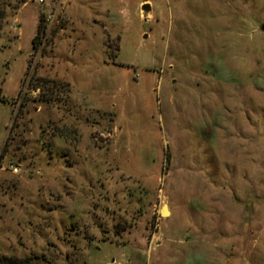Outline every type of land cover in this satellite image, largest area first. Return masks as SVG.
Instances as JSON below:
<instances>
[{
    "label": "rangeland",
    "instance_id": "374dc122",
    "mask_svg": "<svg viewBox=\"0 0 264 264\" xmlns=\"http://www.w3.org/2000/svg\"><path fill=\"white\" fill-rule=\"evenodd\" d=\"M0 9V254L264 264V0Z\"/></svg>",
    "mask_w": 264,
    "mask_h": 264
},
{
    "label": "built area",
    "instance_id": "2783aa9c",
    "mask_svg": "<svg viewBox=\"0 0 264 264\" xmlns=\"http://www.w3.org/2000/svg\"><path fill=\"white\" fill-rule=\"evenodd\" d=\"M25 3H33L35 5H38L42 8L40 17H41V34H40V40L38 41V46L42 45V43L45 41L43 39H46L47 34L49 33L51 26L54 22V19L57 15L58 9L61 8L62 4L66 0H23ZM17 22H12L10 25V29L13 31L17 29ZM13 172H16L17 169L15 166L10 167Z\"/></svg>",
    "mask_w": 264,
    "mask_h": 264
},
{
    "label": "trees",
    "instance_id": "16d2710c",
    "mask_svg": "<svg viewBox=\"0 0 264 264\" xmlns=\"http://www.w3.org/2000/svg\"><path fill=\"white\" fill-rule=\"evenodd\" d=\"M4 19H5L4 11L0 9V31L3 29ZM41 29H42L41 17L39 16L37 30L31 41L33 48H36V43L41 34ZM43 259L44 258L38 257L36 255H29L27 257H16V256H8V255L0 254V264H39L40 262L44 261Z\"/></svg>",
    "mask_w": 264,
    "mask_h": 264
},
{
    "label": "crops",
    "instance_id": "0c3cea01",
    "mask_svg": "<svg viewBox=\"0 0 264 264\" xmlns=\"http://www.w3.org/2000/svg\"><path fill=\"white\" fill-rule=\"evenodd\" d=\"M168 210V209H167ZM169 212V211H168ZM52 231L50 230L49 231V236L51 237L52 236ZM69 235V234H68ZM35 238H33V240H32V243L34 244L35 243V240H34ZM49 238H47L46 239V241L48 240ZM46 245L48 246L47 248H44V250H43V252H41V253H36L35 252V250L33 251V249H32V247H31V251L29 252V254L30 255H36V256H44V257H46V258H48V253H49V251L50 250H55V246H57V245H55L54 243H52V242H47L46 243ZM34 247L36 246V245H33ZM58 247V246H57ZM63 252H60V253H62V255H63V257L61 258V260L63 261V263L64 264H68L70 261H68L69 260V253L66 251V250H62ZM29 254L28 255H26V256H24V257H27V256H29ZM60 255V257L62 256L61 254H59ZM9 256V255H8ZM17 257V256H16ZM71 264V263H70Z\"/></svg>",
    "mask_w": 264,
    "mask_h": 264
},
{
    "label": "water",
    "instance_id": "95a60500",
    "mask_svg": "<svg viewBox=\"0 0 264 264\" xmlns=\"http://www.w3.org/2000/svg\"><path fill=\"white\" fill-rule=\"evenodd\" d=\"M142 10H144V11L147 12V11L149 10V8L146 6V7H143ZM260 30H264V25H261V26H260ZM168 214H169V212H168V210H167V206L164 205V206L160 209V215H161V216H167Z\"/></svg>",
    "mask_w": 264,
    "mask_h": 264
}]
</instances>
